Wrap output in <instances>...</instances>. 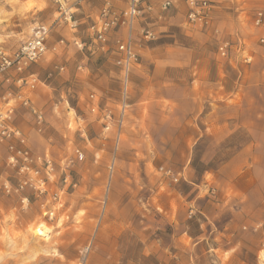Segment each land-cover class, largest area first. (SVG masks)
Listing matches in <instances>:
<instances>
[{
	"label": "rangeland",
	"instance_id": "374dc122",
	"mask_svg": "<svg viewBox=\"0 0 264 264\" xmlns=\"http://www.w3.org/2000/svg\"><path fill=\"white\" fill-rule=\"evenodd\" d=\"M114 1L116 12L125 8L126 0ZM18 2L0 0V49L13 52L39 25H48L47 41L53 42L57 13L37 15L31 11L36 3L27 0L28 14L17 20L12 14ZM143 7L133 22L132 46L138 60L130 68V79L135 69L145 72L137 77L160 78L158 70L167 54L174 60L201 62L203 106L198 114H191L190 122L195 136L185 145L184 138L172 135L168 127L158 129L155 108L129 104L130 84L127 104L123 110L120 107L124 92L116 65V38L126 39L129 32L125 28L109 41V34L119 28L110 30L103 44L82 42L78 51L84 53L90 47L87 53H91L104 47L107 52L93 61L92 71L81 72L75 89L66 68L59 70L58 52L51 49L19 74L12 69L0 73V83L7 87L14 81L12 74L38 77L33 89L29 87L33 76L25 78L26 84L18 83L25 87L21 95L29 100L26 106L15 104V110L19 106L23 110L19 123L24 131L15 124V110L8 120L26 139L30 167L22 170L11 165L8 157L13 152L7 142L0 141V264H91L101 240L107 264H149L151 258L144 248L147 235L153 226L166 227L161 212L156 209L154 214L148 200L162 168L171 175L178 170V180L168 178L169 188L193 187L198 193L200 212L194 207L188 211L193 231H199L201 224V229L209 231L235 220V242L245 244L238 257L232 251L236 244H208L203 239L199 244L172 246V252L181 253V264H233L238 260L259 264L257 247L264 242V164L260 163L264 161V44L259 38L264 35V24L257 27L253 20L257 10L264 15V0H218L214 10L220 8L222 14L212 44L205 40V26L187 21L185 4L162 10L159 0H145ZM18 21L22 27L16 37L6 40L4 25L16 28ZM79 27L87 34L88 26ZM146 31L150 36L146 37ZM224 42L230 48L221 55L218 47ZM102 76L103 82L99 81ZM35 91L43 101L33 98ZM30 107L43 112L41 125L36 124ZM104 112L111 118L104 119ZM194 144L204 160L211 159L216 165L200 181L198 172L190 175V165L183 166ZM76 149L83 153L82 159ZM246 155L258 162L251 174L243 163ZM191 180L197 183H188ZM42 205L55 210L51 218L42 214ZM40 225L46 227L45 235L34 233ZM228 245L232 246L224 251Z\"/></svg>",
	"mask_w": 264,
	"mask_h": 264
},
{
	"label": "crops",
	"instance_id": "0c3cea01",
	"mask_svg": "<svg viewBox=\"0 0 264 264\" xmlns=\"http://www.w3.org/2000/svg\"><path fill=\"white\" fill-rule=\"evenodd\" d=\"M33 1L36 5L31 7V11H34L37 15L41 12L48 11L52 12V14L57 13L58 15L56 18L57 21L52 27L53 42L47 41V46L51 50L55 47V50L53 51L58 52L56 55V63H60L59 70L66 68V75H69L71 87L75 89L79 85V78L83 76L81 72H84L85 70L88 71L89 69L92 71L94 69L93 61L99 58L100 55L104 56L107 52V50H105L106 48L103 49L104 47H101L100 49H93L91 54L87 53L88 49L91 48L85 47L84 53L89 55V57H86L81 50L78 51V47H81L82 42L86 44L89 41L91 42V40H94L92 39L93 34L89 29V25L98 19L100 12L106 3H109L113 9L116 8L115 1L67 0L66 7L71 14L72 21H59V13L52 2H49L48 0ZM26 3L27 0H20V2H18L12 14L14 19L20 20L21 17L28 14V11H26ZM220 13L222 14L220 8L216 10L213 9L211 13L210 23L205 29L206 33L204 34L205 40L208 44L213 43L212 39L215 37L213 34L218 31L216 26L220 23ZM36 20H38V18ZM82 24L88 26V29L86 30L87 34L84 31H80L81 27H79V25ZM17 25L16 28L11 26L7 28V25H4V37H6V40H8V38L13 39L16 37L14 35H17L22 27L20 21H18ZM124 28L125 27L121 26L119 27V30L116 31L117 33H110L109 41L113 36L116 35V37H118L119 33L123 34ZM131 30L132 33H130L133 35L134 24L133 29ZM127 31L129 30L127 29ZM125 38H127V36ZM83 39H85V41H82ZM60 40H63L65 44L59 43ZM118 40L119 39L116 38V41ZM205 47H208V45ZM197 49L198 46L196 45V48L194 49L195 53L197 52ZM76 53L77 56L75 55ZM119 55L120 54L118 53V56ZM88 61L90 64L86 66ZM192 62V60L183 61L181 57L178 60H174V58L172 59L171 54H167L164 56L162 69L158 70V73H160L161 76L160 78L156 80H148L146 78L143 79V76L137 77V74L143 75L145 72L144 70L136 71L135 69L133 70V74H131L132 76L129 83L131 86V94L129 95L128 101L129 104L131 106L136 105L141 109L143 107H147L149 110L155 108V112L158 116L157 128L161 129L168 127L172 131V135L184 138L185 145H187L188 138L195 136V130L193 133V129L195 128L190 125L192 120L191 114H198L203 106L202 89L204 85V70L201 62L197 63L196 60L194 64ZM35 66L37 65L32 66L30 69H33ZM24 73L27 74L26 71ZM20 76H24V78L33 76L38 80L36 74H29L28 77H25L23 74H12L14 81L12 80L9 87H7L6 84L0 83V95L4 94L5 90L8 88L11 90L9 92L13 95H24L25 87L20 88V86H18L19 82L16 81ZM104 79L105 78L102 76L99 81L103 82ZM6 81H8V78ZM33 98L37 101L39 99L43 101V96L38 91L33 93ZM183 107L186 108L183 110ZM162 108L164 111H160ZM23 116V110L19 106L15 110L14 119L15 124L24 131V127L19 123ZM153 181L152 185L157 187L152 188V196L148 200L150 201L154 214H156V209L161 212V220L166 224V227L153 226L152 232L147 235L144 248L145 250L147 249L146 254L148 258H151L149 264H181V253L178 251H175V253L172 252V246L180 248L181 244H199L203 239L208 241V244H237L232 229L235 220L227 222L226 226L223 228H214L209 231L205 229L203 230V228L201 229L203 224L200 225L199 231H193L191 225H188L189 208L194 207L195 211L200 212L196 203L198 200V193L194 192L195 188L191 187L183 189L182 186L179 185L177 187L168 188L167 191L160 192L159 187H163L160 183V179H155ZM243 192L245 193V189H243ZM161 196L166 197V207L161 203ZM194 220H197V218H194ZM238 243L241 244L239 241ZM230 246L228 245L224 251H228ZM155 257L158 259L156 262L154 260L152 261V258Z\"/></svg>",
	"mask_w": 264,
	"mask_h": 264
},
{
	"label": "built area",
	"instance_id": "2783aa9c",
	"mask_svg": "<svg viewBox=\"0 0 264 264\" xmlns=\"http://www.w3.org/2000/svg\"><path fill=\"white\" fill-rule=\"evenodd\" d=\"M56 5L57 12L59 13V21H72L71 14L67 10L66 0H52ZM145 0H126V6L120 12H116L113 7L106 3L102 8L98 19L89 25V29L93 34V39L105 43L107 35L110 30L119 28L121 26L127 28L129 31L125 40H118L116 44L117 52L120 54L116 60V65L120 68L122 91L124 92V98L121 101L120 107L123 108L126 105V93L130 83V68L133 63L137 62L138 56L133 49L131 40V29L133 22L144 11ZM176 3H183L187 6L186 18L187 21L194 24H200L207 28L211 20V13L216 7L218 0H160V7L162 10H168ZM150 9V7H147ZM254 25L262 27L264 24V15L262 10H257L254 15ZM49 34V28L45 25H39L36 27L32 36L25 40L18 48L13 52L0 49V73L7 72L8 70H14L16 73L23 72L27 66L31 63L39 60L48 50L47 37ZM146 37L150 36V32L146 31ZM259 42L264 44V35L259 38ZM59 43H64L60 40ZM240 48V42L237 45ZM221 55H226L230 45L228 42L220 44L218 47ZM52 50H55L53 47ZM37 81L35 77H32L29 83L31 89L35 88L34 82ZM17 82L27 83L26 79L20 76ZM92 98L93 95H90ZM19 102L24 106L29 104V100L21 94L13 95L9 91L0 97V141L7 142L9 149L13 153L9 155V163L19 168L28 169L32 162L27 149L26 139L22 132L11 126L8 120L11 118L15 104ZM31 113L35 119L37 125H41L43 121V112L36 108L30 107ZM91 110H95L92 107ZM123 114V111H122ZM121 115V119H122ZM104 119H110L111 114L104 112ZM78 159L83 158V153L78 149L75 150ZM170 173L169 170L165 171Z\"/></svg>",
	"mask_w": 264,
	"mask_h": 264
},
{
	"label": "clouds",
	"instance_id": "9594fccd",
	"mask_svg": "<svg viewBox=\"0 0 264 264\" xmlns=\"http://www.w3.org/2000/svg\"><path fill=\"white\" fill-rule=\"evenodd\" d=\"M198 147V144L192 145L190 151H189V157H188V164H185L183 161V166L185 168H188L190 165L189 169V174L194 175L195 173H199V181L201 180L202 177H204V174L209 170V169H215L216 165L212 162L211 159L204 160L200 153L196 151ZM243 163L247 166L249 169V173L251 174L252 170L255 169V167L258 166V162L256 160L251 159L250 155H246L243 158ZM260 163L264 164V161H261ZM199 165V167H197ZM166 167L168 166V163L165 164ZM177 175H171L168 172H164L163 168L161 169V174H157L160 179V183L163 185V187L160 189L161 192L167 191L170 185L168 184V178H171V180H178V170L176 171ZM193 182H196L195 180H191L188 183L192 184ZM197 183V182H196ZM158 194V193H157ZM161 203L167 206L166 203V197L161 196ZM103 245L104 241L101 240L98 244V247L100 250L91 258V264H107V259L105 257V254L103 252ZM245 247V244H240L237 243L236 246L232 249L234 253H236L237 257L238 254L242 253L243 248ZM259 249L258 251V257H259V264H264V242H260L258 244ZM71 251V250H70ZM57 256H60L59 253H56ZM71 255L75 256V252H71ZM60 259L63 260V257L60 256ZM233 264H245L244 261H234Z\"/></svg>",
	"mask_w": 264,
	"mask_h": 264
},
{
	"label": "bare ground",
	"instance_id": "6f19581e",
	"mask_svg": "<svg viewBox=\"0 0 264 264\" xmlns=\"http://www.w3.org/2000/svg\"><path fill=\"white\" fill-rule=\"evenodd\" d=\"M42 214L44 215V216H46V215H48L49 214V218H51L53 215H54V209H52V210H47V209H45V206L44 205H42ZM42 227V228H41ZM44 227V228H43ZM35 228V227H34ZM33 228V229H34ZM47 230H48V228H47ZM45 232H46V227L44 226V225H40V226H38V228H36V229H34V233L35 234H44L45 235ZM40 244V243H39Z\"/></svg>",
	"mask_w": 264,
	"mask_h": 264
}]
</instances>
